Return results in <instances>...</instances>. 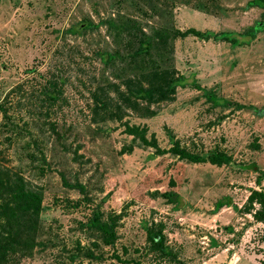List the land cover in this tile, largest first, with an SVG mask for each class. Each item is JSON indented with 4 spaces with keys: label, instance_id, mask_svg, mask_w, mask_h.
Masks as SVG:
<instances>
[{
    "label": "rangeland",
    "instance_id": "obj_1",
    "mask_svg": "<svg viewBox=\"0 0 264 264\" xmlns=\"http://www.w3.org/2000/svg\"><path fill=\"white\" fill-rule=\"evenodd\" d=\"M249 1L0 0V166L42 193L38 244L19 264H264V224L242 210L250 189L264 191V7ZM108 20L147 34L211 33L171 36L154 50L146 64L174 69L184 84L151 116L128 110L103 119L92 111L91 90L120 80L92 52L126 48L108 33ZM122 68L123 77L134 74L132 65ZM53 77L61 94L49 106L42 87ZM124 121L147 126L160 148L173 135L229 161L124 151L131 142ZM62 176L84 184L87 197ZM164 192L179 198L173 203ZM110 213L120 219L107 246L81 225ZM153 222L168 255L147 243ZM79 247L94 256L72 259Z\"/></svg>",
    "mask_w": 264,
    "mask_h": 264
},
{
    "label": "trees",
    "instance_id": "obj_2",
    "mask_svg": "<svg viewBox=\"0 0 264 264\" xmlns=\"http://www.w3.org/2000/svg\"><path fill=\"white\" fill-rule=\"evenodd\" d=\"M249 4L264 7V0H250ZM135 25V23L120 25L108 20V33L114 37L120 36L126 48L121 52L104 49H96L92 52L93 60L108 67L117 78L120 77L118 82H106L91 90L92 111L95 114L100 113L103 119H121L123 113L128 110L148 117L155 113L159 104L172 101L177 86L184 84V77L177 75L174 69L151 66L146 63L152 60L155 49L162 48L159 44L168 43L171 36L189 34L200 38L211 36L209 32L203 33L193 28L184 31L174 30L172 35L160 30L147 34L142 29L134 27ZM122 65H132L134 74L123 77ZM61 85L59 77H53L47 81V85L42 87L45 104L52 106L57 102L61 94ZM111 93L115 94L112 96ZM236 107L241 109L246 105L236 104ZM3 110L6 117V110ZM122 125L124 132L131 136V142L122 148L124 151L129 152L134 147L152 148L158 155L169 153L188 162L208 161L217 166L229 161V156L221 151L209 150L205 155L194 152L181 145L173 135L169 136V148H160L155 135L148 132L147 126L130 124L127 121L122 122ZM52 129L54 130V127ZM41 159L44 162L42 154ZM62 179L64 185L78 189L84 197H87L84 184L78 181L67 182L63 176ZM162 195L173 203L179 198L174 192H164ZM242 207V210L249 213L256 222L264 224L263 190L250 189L249 196ZM41 208L40 188L32 185L22 173L0 166V264H19L21 258L32 254L38 244L37 231ZM119 219L120 215L110 213L104 219L100 217L88 219L81 226L104 245L111 246L117 239L116 225ZM145 230L150 249L162 255H168L171 250L166 246L161 224L153 222L146 226ZM77 256L91 258L94 252L91 248L79 247L76 253L71 254V258L74 259Z\"/></svg>",
    "mask_w": 264,
    "mask_h": 264
}]
</instances>
